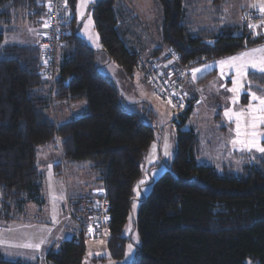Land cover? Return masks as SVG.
<instances>
[{"label": "trees", "instance_id": "trees-1", "mask_svg": "<svg viewBox=\"0 0 264 264\" xmlns=\"http://www.w3.org/2000/svg\"><path fill=\"white\" fill-rule=\"evenodd\" d=\"M66 1L72 32L58 52L55 80L49 81L42 72L40 38L50 0H0V220H24L31 204L45 202L39 150L61 139L62 158L88 165L96 174L103 190L99 195L110 203L109 254L112 260H123L134 186L143 175L144 155L156 128L145 114L124 109L116 82L99 73L97 51L78 36L72 12L76 0ZM193 1L158 0L162 45L155 54L166 46L189 68L201 59L264 43V35L246 40L236 33L237 25L194 27ZM92 11L101 52L132 77L140 59L136 39L144 37L136 11L124 0H98ZM24 20L37 23L39 43L5 42ZM250 78L264 94V74L252 73ZM193 102L188 99L187 110L178 117L180 126L190 118ZM81 103L85 107L80 116L61 120L64 107ZM176 140L170 169L140 202L134 221L140 245L133 264H264V155L244 175L227 174L198 162L197 133L179 129ZM80 215L75 217L87 226L88 218ZM84 233L52 248L48 264H83ZM0 264L33 263L6 259L0 250Z\"/></svg>", "mask_w": 264, "mask_h": 264}, {"label": "rangeland", "instance_id": "rangeland-1", "mask_svg": "<svg viewBox=\"0 0 264 264\" xmlns=\"http://www.w3.org/2000/svg\"><path fill=\"white\" fill-rule=\"evenodd\" d=\"M97 1L89 0L87 7L83 9V15H81L80 0H76L77 25L79 28L81 27L79 35L82 39L88 41L90 46L100 55L98 57L99 73L103 76L112 77L116 82L125 99L124 109L128 112L145 114L147 122L156 128V134L154 141L144 155L143 175L134 186L132 212L124 230V237L128 239L124 259L112 260L107 247V240L102 242L86 240V254L83 264H133L137 248L140 245L139 234L134 224L140 202L150 194L152 184L170 169V164L177 151L176 136L179 129L192 130L198 134L200 141L198 162L213 165L222 173L244 175L247 167L253 164L258 156L264 155L255 149L242 151L240 145H233L232 141L236 139V124L234 120L230 121L224 114L229 109L233 112L246 111L250 102L256 103L251 101L250 96H247L249 88L257 95H264L257 90L259 85L252 82L250 78L252 73L260 72L251 68L248 69L247 78H241L243 87L240 90L238 102L233 104L236 94L228 91V89L234 87L232 80L236 78L235 70L230 69L227 65L222 67L219 63L241 52L264 47V43L245 47L231 55L201 59L200 63L191 66L190 80L193 88L189 92V89L186 88L185 91L188 99L194 101V108L187 123L180 126L178 113L146 86L147 82L143 77V69L139 66V63L137 70L134 71L132 77H129L121 68L109 63L106 54L98 51H102V46L98 32L95 29L92 11L93 5ZM124 1L126 4L129 3L139 15L143 28L148 32L151 30V35L154 37L157 47L162 45L163 10L158 0ZM193 2L194 6L190 9V18L196 28H218L230 24L239 26V31L236 33L243 34L246 40L249 36L253 39L264 35V27L256 29L258 34L247 27L248 23L260 24L259 11L250 7L253 3H259V0H194ZM89 16L91 17V24L88 21ZM245 16L249 19L245 20ZM36 24L33 21H18L15 24V29L6 36L5 42L33 44L37 35ZM85 25H88L87 29ZM242 26L245 28L244 33L240 31ZM149 37L152 39L151 36ZM137 40L136 48L144 61L158 57L159 54L156 56L145 54L146 50L142 47L143 42L140 40L137 42ZM147 45L148 43H145L144 47H147ZM205 65H211V67L202 73H197V78L193 80V70L196 68L204 69ZM84 107V103L67 105L64 107L65 109L63 108L64 111L61 112L63 113L61 120L65 121L73 116H80ZM218 116L220 117L218 118ZM258 131L264 132V125L260 126ZM260 142L261 146H264V137L260 138ZM166 144L167 155L165 154ZM60 147L61 139H57L52 146L43 147L39 150L38 162L45 177L43 187L45 202L37 206L31 204L23 214L26 217H21L24 220L19 219L10 222L0 220V250L6 259H22L33 264H48L47 259L44 257L45 252L55 241L57 242L56 247L59 248L61 243L66 240L63 236L59 239L60 231L75 232L80 225L76 222V219H80L75 217L81 214L80 211L69 208V200L72 197L68 195L69 190L75 192L73 189H78L79 191L74 194L75 196L99 194L103 191L96 174L88 169V165L67 162L62 158ZM141 181L144 183H141ZM71 215L73 220H69ZM53 217H55V220ZM63 224L64 227H62ZM69 234L72 236V233ZM42 239L45 242L40 245L39 250L23 246L29 243H39ZM137 239L139 243H137ZM129 244L133 245L131 256L127 255ZM97 253H100V255H97ZM96 256L104 258V261L101 259L96 260Z\"/></svg>", "mask_w": 264, "mask_h": 264}, {"label": "built area", "instance_id": "built-area-1", "mask_svg": "<svg viewBox=\"0 0 264 264\" xmlns=\"http://www.w3.org/2000/svg\"><path fill=\"white\" fill-rule=\"evenodd\" d=\"M49 5L51 10L43 22L45 31L40 38V47L43 75L49 81H53L57 72L58 52L72 32L73 17L66 0H50ZM162 47L161 58L145 61L142 59L139 61V66L143 69L144 78L151 85L154 94L164 102L168 103L171 100L172 103L168 104L178 115H181L188 108V97L185 91L188 67L181 63L178 53L166 46ZM167 61H169L168 66ZM172 93L175 95H171ZM69 208L78 209L84 217L88 218V227L84 233L85 240L91 242L106 240L111 229L110 203L103 195L93 194L72 198L69 200ZM89 229L92 231H88Z\"/></svg>", "mask_w": 264, "mask_h": 264}, {"label": "snow or ice", "instance_id": "snow-or-ice-1", "mask_svg": "<svg viewBox=\"0 0 264 264\" xmlns=\"http://www.w3.org/2000/svg\"><path fill=\"white\" fill-rule=\"evenodd\" d=\"M89 0H80L79 9L81 11V15H83V9L87 7ZM66 6V4H65ZM250 7L255 8L259 11L261 16L260 24L248 23L247 27L252 29L255 34L256 29L260 27H264V0H259V3H253ZM49 10L51 7L49 5ZM245 20L249 19V17L245 16ZM89 24H91V17H88ZM47 26V24H45ZM86 29L88 25H85ZM91 38V37H90ZM98 39V36H97ZM259 54V55H257ZM220 65L223 67L227 65L230 69L235 70L236 78L232 80L233 88L228 89L235 93V97L233 99V104H236L239 99V93L241 88L243 87L241 83V78H247L248 69H254L255 71L264 74V47L255 48L250 51H244L236 56L229 57L227 60L220 61ZM211 67V65H205L204 69L196 68L192 72L193 80L197 78V73H202L207 68ZM171 95H175L172 93ZM247 96H250L251 101L256 103H249L247 110H241L238 112H233L230 109L225 111V117H227L230 121L234 120L236 124V139L232 141L233 145H240V150L252 151L255 149L256 151L264 154V146H261L260 138L264 137V132L258 131V128L264 125V95H257L256 92L251 91L249 88ZM246 96V98H247ZM169 104L172 103L171 100L168 101ZM183 107V105H180ZM165 154L167 155V144L165 145ZM141 183H144L141 181ZM55 200V197L53 198ZM55 220V217H53ZM91 232L92 230L89 229ZM45 241L42 239L39 243L36 244H25L24 247L32 248L34 250H39L40 245ZM137 243H139L137 239ZM133 254V245H128V256ZM100 255V253H97Z\"/></svg>", "mask_w": 264, "mask_h": 264}, {"label": "crops", "instance_id": "crops-1", "mask_svg": "<svg viewBox=\"0 0 264 264\" xmlns=\"http://www.w3.org/2000/svg\"><path fill=\"white\" fill-rule=\"evenodd\" d=\"M128 5L131 7V5L128 3ZM69 11H71L70 9H69ZM73 13H74V17H75V24H76V26H77V28H78V36L80 37V33H79V31H81L80 29H81V27L79 28V26L77 25L78 23V19H77V15H76V9L74 10V11H72ZM138 15V14H137ZM160 15H161V13H160ZM139 16V15H138ZM146 27V26H145ZM142 31V33H143V35H141V34H139V35H141L143 38L141 39V42H143L142 43V46L144 47V45H145V43H148V45H147V47H144L143 49H145L146 50V52H145V54H150V55H154V56H156V55H158V52L155 54V51L157 50V45H156V43L154 42L155 40H154V37H152V35H151V30H149V32L147 31V30H145L144 28L141 30ZM149 36H151L152 37V39L149 37ZM81 38V37H80ZM82 39V38H81ZM82 40H84L89 46H90V44H89V42L88 41H86L85 39H82ZM39 43V35H38V33H37V35L35 36V39H34V43L33 44H35V45H37ZM161 43V42H160ZM263 44V43H262ZM91 47V46H90ZM92 48V47H91ZM159 48H161V45H159ZM99 52H101L100 50H98ZM239 52V51H238ZM236 53V52H235ZM102 54H103V52H102ZM232 54H234V53H232ZM231 55V54H230ZM98 56H100V55H98ZM161 56V53L158 55V57H160ZM226 56V55H225ZM223 57V56H222ZM140 59H142L141 58V56H140ZM144 59V58H143ZM200 63V62H199ZM196 64H198V63H194L192 66H195ZM166 65L168 66L169 65V61H167L166 62ZM117 68H119V67H117ZM190 68H191V66L188 68V79H187V82H186V85H185V90H186V88L187 89H189L188 90V92L193 88V84L191 83V74H190ZM141 71V70H140ZM108 76V75H107ZM110 77V76H109ZM112 78V77H111ZM189 80H190V82H189ZM146 83V82H145ZM146 86L148 87V89L150 90V91H153V89H152V87H151V85L147 82L146 83ZM153 93H154V91H153ZM134 113V112H133ZM225 130V129H224ZM75 192H70V190H69V196H72L71 198H76V197H79V196H75L74 194L75 193H78V189H73ZM102 192V191H101ZM80 196H83V195H80ZM71 217V218H70ZM69 217V220H73V216L71 215ZM66 222H67V220H66ZM76 222L77 223H80V220H78V219H76ZM62 227H64V224H63V226ZM85 227H87L86 226V224L85 225H83V224H81L80 223V225H79V228H78V230H76L75 232L74 231H68V230H66V231H64V230H61L60 231V233H59V239H60V237L61 236H63V237H65L64 239H66V240H70V239H72L73 238V236L74 235H76V234H79V232L82 230V231H84L85 230ZM69 233H72V236H70V234ZM66 237H69V238H66ZM105 241V240H104ZM57 242L55 241L54 243H53V245L52 246H50V248H48V250L45 252V258H46V256H47V254H48V252L52 249V248H54L55 249V247H56V244ZM57 248V247H56ZM97 258H99V257H97L96 256V259Z\"/></svg>", "mask_w": 264, "mask_h": 264}, {"label": "clouds", "instance_id": "clouds-1", "mask_svg": "<svg viewBox=\"0 0 264 264\" xmlns=\"http://www.w3.org/2000/svg\"><path fill=\"white\" fill-rule=\"evenodd\" d=\"M69 9V8H68ZM70 12V11H69ZM156 59L157 58H161V56L160 57H155ZM140 60H142V59H140ZM160 60H162V59H160ZM143 77H144V73H143ZM145 79V78H144ZM182 115V114H181ZM178 116H180V115H178ZM84 196V195H83ZM72 199V198H71ZM110 235V234H109Z\"/></svg>", "mask_w": 264, "mask_h": 264}]
</instances>
